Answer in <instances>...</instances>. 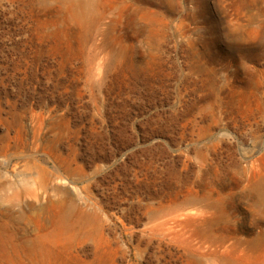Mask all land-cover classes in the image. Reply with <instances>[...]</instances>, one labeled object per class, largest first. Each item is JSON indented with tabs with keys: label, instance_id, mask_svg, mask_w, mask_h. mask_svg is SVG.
I'll list each match as a JSON object with an SVG mask.
<instances>
[{
	"label": "rangeland",
	"instance_id": "rangeland-1",
	"mask_svg": "<svg viewBox=\"0 0 264 264\" xmlns=\"http://www.w3.org/2000/svg\"><path fill=\"white\" fill-rule=\"evenodd\" d=\"M83 13L0 0V264H264V0Z\"/></svg>",
	"mask_w": 264,
	"mask_h": 264
},
{
	"label": "clouds",
	"instance_id": "clouds-1",
	"mask_svg": "<svg viewBox=\"0 0 264 264\" xmlns=\"http://www.w3.org/2000/svg\"><path fill=\"white\" fill-rule=\"evenodd\" d=\"M93 13L99 12L102 7V0H88ZM84 0H31V7L40 14H53V23L49 31L66 26L68 23H87L83 13Z\"/></svg>",
	"mask_w": 264,
	"mask_h": 264
},
{
	"label": "bare ground",
	"instance_id": "bare-ground-1",
	"mask_svg": "<svg viewBox=\"0 0 264 264\" xmlns=\"http://www.w3.org/2000/svg\"><path fill=\"white\" fill-rule=\"evenodd\" d=\"M259 183L261 185H264V176L262 177V179L259 180ZM198 213L199 211H190L189 213L184 215V219L180 220L177 222V225L182 226V225H188V224H192L195 222V220L198 218ZM226 264H249L248 262L244 261V260H236L233 258H226L225 259Z\"/></svg>",
	"mask_w": 264,
	"mask_h": 264
}]
</instances>
